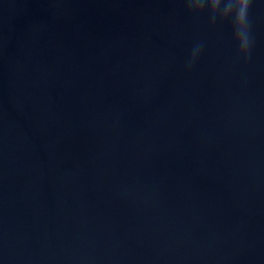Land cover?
<instances>
[{"label": "water", "instance_id": "obj_1", "mask_svg": "<svg viewBox=\"0 0 264 264\" xmlns=\"http://www.w3.org/2000/svg\"><path fill=\"white\" fill-rule=\"evenodd\" d=\"M250 15L245 62L182 0H0V264H264Z\"/></svg>", "mask_w": 264, "mask_h": 264}, {"label": "clouds", "instance_id": "obj_2", "mask_svg": "<svg viewBox=\"0 0 264 264\" xmlns=\"http://www.w3.org/2000/svg\"><path fill=\"white\" fill-rule=\"evenodd\" d=\"M187 13L195 18L206 16L210 26L230 24L238 58L250 62L255 47L251 10L255 0H182ZM204 51V43L194 44L186 61L191 71Z\"/></svg>", "mask_w": 264, "mask_h": 264}]
</instances>
